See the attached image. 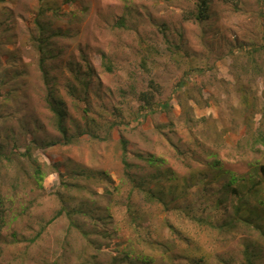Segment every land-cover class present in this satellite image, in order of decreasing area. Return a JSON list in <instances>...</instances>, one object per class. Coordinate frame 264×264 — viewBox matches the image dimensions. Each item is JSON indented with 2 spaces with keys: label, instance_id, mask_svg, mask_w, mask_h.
<instances>
[{
  "label": "rangeland",
  "instance_id": "obj_1",
  "mask_svg": "<svg viewBox=\"0 0 264 264\" xmlns=\"http://www.w3.org/2000/svg\"><path fill=\"white\" fill-rule=\"evenodd\" d=\"M201 1L0 0V264H264L228 184L264 163V0Z\"/></svg>",
  "mask_w": 264,
  "mask_h": 264
},
{
  "label": "trees",
  "instance_id": "obj_2",
  "mask_svg": "<svg viewBox=\"0 0 264 264\" xmlns=\"http://www.w3.org/2000/svg\"><path fill=\"white\" fill-rule=\"evenodd\" d=\"M222 1L225 3L233 2L234 4L240 2V0H222ZM208 4H209L208 0H202L199 3V10H198V16H197L198 20H205L207 18L206 15H207V10H208ZM144 101L146 102L145 105H142L140 110L137 112V114H139L142 117H147L151 113H155L158 111L159 112L163 111L166 113L171 111V107L167 103H158L154 107V106L150 105L151 103H149V106H148V100L147 99ZM54 102L52 100H50L49 109L55 117V126H56L58 132L63 136V140L65 141L63 144H66V145L71 144V143H73V140L76 139V135L69 133V130H68L67 126L65 125V118H66L65 111L58 105V102H55L56 105L54 104ZM83 114H84V117L86 120V118L88 116L87 110H84ZM85 123H86V125H89L90 122L87 121ZM57 144H59V142L47 143V144L42 145L41 148L43 146H50V145H57ZM254 144L264 145V137L257 138L255 140ZM122 150H123V154H124L123 158L125 160L126 159L125 158V156H126V143H125V141H122ZM4 160L7 162L11 161L10 157L5 156L4 154H0V162H2ZM31 164L34 166V173L32 175V179H30L31 183L34 184V188L35 187L43 188V184L45 182V179H46L48 173L43 169V167L41 166V164L38 161L35 163V161H32V159H31ZM256 173H257L258 178L242 177L240 179L241 181L239 180V177H237L236 175H231L229 178L228 184H230L231 186H233L235 184L238 185V186L232 187V189L230 188V191H232L236 196H239V194H241L239 187L244 189L245 195L262 196V200H260V202L263 206V213H264V163L259 165L256 168ZM150 193H151L150 198H154V200H156V201L158 200L159 202H161V200L157 197V192L152 193V191H151ZM238 200H240V199H238ZM4 205H5L4 199H2L0 197V236H1L2 230L6 226V222H7L6 211H5ZM63 210H66V208L64 206L55 216H53L47 222V225H50L51 223L56 221V219H58L59 216H61L63 214ZM44 232H45V226H42L34 234V237H32L29 240L32 243H35L36 241H38L42 238ZM0 242H1V238H0ZM0 248H1V246H0ZM0 256H1V250H0Z\"/></svg>",
  "mask_w": 264,
  "mask_h": 264
}]
</instances>
